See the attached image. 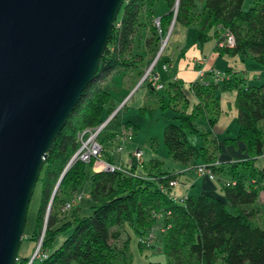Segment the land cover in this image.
I'll return each mask as SVG.
<instances>
[{"label":"trees","instance_id":"1","mask_svg":"<svg viewBox=\"0 0 264 264\" xmlns=\"http://www.w3.org/2000/svg\"><path fill=\"white\" fill-rule=\"evenodd\" d=\"M158 1H125L100 69L54 143L41 172L38 184L42 185V194L33 236L37 239L30 240L43 237L41 251L47 258L31 262L30 257H20L19 252L16 264H115L119 258L126 259L129 241L123 249L117 248L111 242L113 229L125 225L137 235L141 250L161 249L166 264H264V228L254 221L258 217L253 211L264 193V167L256 166L264 156V84L250 85L244 75L231 69L226 70L229 77L223 81L190 84L198 100L192 113L187 111L189 101L177 81L166 85L169 100L166 97L162 100V108L173 107L176 114L164 132L168 154L184 166L208 165L215 180L217 176L227 177L221 196L192 195L179 204L162 191H171V184L177 182L176 174L159 171L142 178L135 174V166L127 172H93L89 178L93 202L90 214L79 215L74 209L76 217L62 220L60 207L69 202L68 195L79 190L87 168H93V161H73L80 149L79 134L100 127L105 122L104 115L113 113L112 97L104 83L115 72L138 68L143 57L133 54V48L141 27H149L152 36L147 43L154 46L168 36L174 20L176 25L197 27L200 46L213 40L221 42L224 34L230 32L234 46L217 48L219 54L251 57L257 68L264 69V0H255L247 11L246 0H163L167 12L161 16L157 15ZM156 20L160 21V27ZM232 91L236 92L239 130L235 138L223 143L225 146L244 143L247 157L218 164V148L212 153L208 146L216 140L210 139L212 133L202 132L196 121L202 117L213 127L220 113V94ZM179 102L183 103V110L177 109ZM129 125L137 130L130 123L126 126ZM117 134L110 139L100 136L99 140L104 146ZM190 135L204 139L207 145H192L188 140ZM104 157L108 164L114 165L107 153ZM156 214L163 216L158 219ZM156 229H162L158 242L147 248L139 240ZM70 230L72 233L54 248L58 237Z\"/></svg>","mask_w":264,"mask_h":264},{"label":"water","instance_id":"2","mask_svg":"<svg viewBox=\"0 0 264 264\" xmlns=\"http://www.w3.org/2000/svg\"><path fill=\"white\" fill-rule=\"evenodd\" d=\"M125 1L0 0V264L18 260L45 161Z\"/></svg>","mask_w":264,"mask_h":264},{"label":"rangeland","instance_id":"3","mask_svg":"<svg viewBox=\"0 0 264 264\" xmlns=\"http://www.w3.org/2000/svg\"><path fill=\"white\" fill-rule=\"evenodd\" d=\"M254 1L255 0H246L244 4V10L245 11L249 10L253 6ZM156 9H157V13L166 10L165 2L163 0H159L156 4ZM173 26L174 25L172 24L168 36L166 38H163L156 46H154V44L149 45L147 43L149 38L152 36L148 26H143L138 30L135 36L133 54L142 55V53L145 52V54L143 55L147 56V54L149 53L153 57L151 60L152 62L148 65V67L143 66L136 71L133 72L128 71L126 72V74L122 72L120 73L115 72L107 80V82L104 85V88L112 95L113 101L117 99L119 100V102H121L123 98L127 96V93L133 88H136L134 91L136 95L134 96V93L131 94V96L127 98L122 104L116 103L115 107L113 108L114 109L113 113L111 115H108L107 113L104 115L105 122L101 126L106 125V127L102 131L101 138H104L111 134L121 133L124 127H128L130 129L132 128L133 138L128 142L133 141L135 144L141 147H147L149 146V144L154 143L155 150L159 155L161 156L164 155L165 157L169 156L168 151L164 145V132H165V128L173 122L172 119L175 116V112L173 110V107L167 108L165 110L162 108L163 97H166V100H169V96L166 92V89L160 92L152 91L147 84L145 83L141 84L142 81L141 75L143 76L145 71L152 64L154 65L153 67L154 71L158 64L159 65L157 67V70L161 71L163 61L160 62V60L165 56L168 50L171 51L172 49L171 55L173 54L172 55L173 59H175L176 54L178 55V47L177 45L172 44L171 41V35H172L171 33L173 32ZM188 28H189V45L190 44L197 45L196 43H198L199 40V29L195 26H190ZM210 42L211 41L206 42L204 44L205 49L207 51L214 45V44L210 45ZM217 43H218L217 46H219L217 47L218 49L219 48L221 49L225 45H228L225 38H223V41ZM244 63L246 65L247 72L245 71L244 73H242V75H244V77L247 79L248 84L255 86L263 85L264 69H261L262 70L261 77L256 76V78L252 80L251 72H253V66L256 64L251 57L246 58L244 60ZM165 66L168 65L166 64ZM182 107H183V103L179 102L177 109L181 108V110H183ZM111 117L113 118L111 121H109ZM128 123L137 126L138 128L137 133H136V129L133 126L131 125L126 126ZM198 126L200 128H203L202 127L203 125H198ZM189 138L191 143L195 142L196 140H199L201 144L204 142L202 138H197V137L195 138L192 135ZM125 143L114 142L112 145V149L114 151L116 150L118 153H122V151L120 150V146H122L124 150ZM203 145L204 144L200 146ZM105 163L107 164L104 154L102 158L98 160L94 159L93 168L90 167L87 168V172H86L87 176L83 184L79 188V190L75 194H71L67 196L69 202H67L63 207H60L61 217L63 222L73 219V216L76 217L78 215L77 214L78 211L75 215H73V213H74V209L79 204L82 208L84 215L90 214L93 202L90 198L92 185L89 178L91 177V174L94 172V169H96V172L103 171L104 167L106 166ZM196 171L199 174L198 167ZM200 176L204 177L203 175ZM41 194H42V185L40 183L37 185L33 198L31 200L24 240L20 248V257H30L31 262L37 259L40 260V257H42L43 254L41 251L43 237L40 236V238L37 241L30 240L31 238L37 239V238H33V236H35L34 231L36 229L37 213L40 207ZM257 205L258 206H256L253 209V211L257 214H261V218H257L254 221L258 222L256 224L264 228V209L262 208L264 206V194L262 195L261 200L257 202ZM76 209L78 210V208ZM262 209H263V214H262ZM45 229L46 227H44L43 236L45 233ZM114 229H113V239L111 241L113 245H115L119 249H123L125 246V242L127 240L129 241L128 251L126 252V259L125 257L119 258L115 262V264H151V263L166 264L167 263V259L163 255L161 249L157 248L156 250H141L139 248L137 235L135 234L133 229H131L128 225H125L123 228H118L117 231H114ZM161 230L156 229L154 231L156 236L154 244H157L158 235L160 234ZM71 233L72 231L70 230L60 235L54 244V248H58Z\"/></svg>","mask_w":264,"mask_h":264},{"label":"crops","instance_id":"4","mask_svg":"<svg viewBox=\"0 0 264 264\" xmlns=\"http://www.w3.org/2000/svg\"><path fill=\"white\" fill-rule=\"evenodd\" d=\"M167 12V9L158 12L157 15L161 16ZM142 28V27H141ZM171 41L172 44L177 45L178 47V55L176 54L175 59L172 58V49L171 51L165 54L163 58H161L160 62L163 61L161 71L155 69V74L160 78L162 83H170V82H179L182 84L183 91L189 101L188 113H192L193 109L198 105V100L192 94L190 90V84L197 81H207V82H215L214 73L215 72H226V70L231 69L236 73H244L246 70V65L244 60L246 58L235 56L231 57L228 55L221 56L217 51L218 43L216 41H211V44H214L208 51L205 49V46L197 45H189V28L183 25L174 24L173 32L171 33ZM221 47V46H220ZM142 53L143 56L142 62L139 64L138 68L133 70H120L119 73L122 72L126 74L128 71H136L141 67H145L152 62V55L149 53L146 55ZM171 55V56H170ZM159 62V63H160ZM168 65V69L165 70V65ZM251 79L254 80L256 76H262V70L256 68V65L253 66V72H251ZM131 76V75H130ZM111 77V76H110ZM109 77V78H110ZM142 77V75H141ZM140 77V79H141ZM108 78V79H109ZM128 78V77H127ZM107 79V80H108ZM105 81V83L107 82ZM104 83V85H105ZM167 85V84H165ZM136 88L131 89L127 96L123 98L121 102L115 99L112 100V107L114 108L116 103L122 104L124 101L134 93ZM163 91V90H160ZM158 91V92H160ZM136 93H134V96ZM112 97V95H111ZM236 100V92H222L220 94V113L217 116L218 120L216 124L211 127L207 120L200 117L196 121L197 127L205 133H212L210 139H215V142H211L210 150L212 153H216L218 148L219 154L218 156V164L228 163L233 161H239L247 157L246 146L242 142H238L235 145L225 146L223 141L226 139H233L237 136L239 125H238V110L235 106ZM126 107V105H125ZM176 116V114H175ZM174 116V117H175ZM173 117V118H174ZM173 120V119H172ZM198 125H203V128H200ZM137 128V126H135ZM138 128L136 130V133ZM117 134V133H115ZM113 134L104 137V139H110ZM191 136V135H190ZM189 136V137H190ZM188 140L190 142V138ZM196 138V136H193ZM199 138V137H197ZM134 140V139H133ZM204 140V139H203ZM116 141L108 140L107 144H104L105 153H107L111 160H113L114 165L116 167H122L125 169L131 168L133 166L136 167V175L142 178L148 177L150 173H158L160 172H168L172 174L178 175L177 184L171 189L170 194L171 198L179 204H182V199L192 196V195H218L221 196L222 186L225 182H227V177L217 176V180H210L207 177L200 176L196 169L201 166V163H197L195 166H184L182 164L174 162V160L169 155L165 157L164 155H159L155 150L154 143L149 144L147 147H141L132 142H126L124 145V150L122 153H118L116 150L112 149L113 143ZM191 143V142H190ZM196 147H202L207 145L205 141L201 144L199 140L191 143ZM137 150L143 151V161L147 167L144 170L137 169V161L134 156V153ZM256 166L260 169L264 167V156L258 159L256 162ZM96 172V169H94ZM261 194L259 201L262 198ZM258 206L257 204L254 208ZM78 208V214L84 215L80 204L76 206ZM75 208V209H76ZM264 209V206L262 207ZM262 209V214H263ZM258 218H261V214H257ZM118 228L114 229L117 231Z\"/></svg>","mask_w":264,"mask_h":264},{"label":"built area","instance_id":"5","mask_svg":"<svg viewBox=\"0 0 264 264\" xmlns=\"http://www.w3.org/2000/svg\"><path fill=\"white\" fill-rule=\"evenodd\" d=\"M156 25L158 27H160V21L156 20L155 21ZM224 38L227 41V44L229 46H234V37L230 32H226L224 34ZM154 65H150V67L145 71V73L142 76V81L141 84H147L148 86L150 85V87L152 89H154V91L158 92L160 90H165L166 85L164 83H162V81L160 80V78L155 74L154 71ZM165 70L168 69L167 66L164 67ZM228 74L226 72L222 73V72H215L214 73V78L215 81H223L224 79L228 78ZM203 84H207V81H202ZM150 88V89H151ZM113 117L110 118L109 121L112 120ZM106 127V125L98 127L97 129H87L85 131H83L82 133L79 134V142H80V149L78 150V152L75 154V156L73 157V161H82L84 163H90L91 161H93L94 159L98 160L100 158L103 157V154L105 152V148L103 146V144L100 142V136L102 134L103 129ZM132 128H128V127H124L123 131L121 133H118L115 138L113 139V141L116 142H120V143H125L126 141L131 140L133 137V132H132ZM120 150L123 151V147L120 146ZM134 156L136 158L137 161V169L138 170H144L145 167V163L143 161V151L142 150H137L134 153ZM106 164V163H105ZM108 164V163H107ZM104 167L103 171H115V170H119L122 172H127V169L125 168H121V167H116L115 165H107ZM198 172L200 175H203L204 177H208L210 180H215L216 177L214 174H212V172L209 169V166L206 164H203L201 166L198 167ZM177 184V182H173L171 184L172 188ZM163 193L165 195H167L168 197L171 198V194L170 191H168L167 189H162ZM187 198V197H186ZM186 198L182 199V203L186 200ZM81 199V198H80ZM172 199V198H171ZM173 200V199H172ZM170 213H168L167 215H169ZM163 215L162 214H156V217L158 219H161ZM155 230L151 231L147 236L141 238L139 241L145 245L147 248H151L154 243H155ZM39 252V251H38ZM37 252V253H38ZM44 254V253H43ZM42 254V257H40V260H44L47 258V255Z\"/></svg>","mask_w":264,"mask_h":264},{"label":"bare ground","instance_id":"6","mask_svg":"<svg viewBox=\"0 0 264 264\" xmlns=\"http://www.w3.org/2000/svg\"><path fill=\"white\" fill-rule=\"evenodd\" d=\"M51 212V211H50ZM49 217V216H48Z\"/></svg>","mask_w":264,"mask_h":264}]
</instances>
